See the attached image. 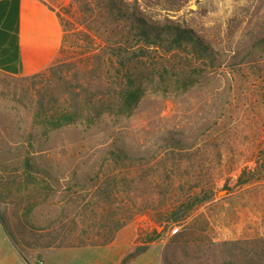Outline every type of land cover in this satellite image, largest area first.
Returning <instances> with one entry per match:
<instances>
[{
    "label": "rangeland",
    "instance_id": "374dc122",
    "mask_svg": "<svg viewBox=\"0 0 264 264\" xmlns=\"http://www.w3.org/2000/svg\"><path fill=\"white\" fill-rule=\"evenodd\" d=\"M41 1L68 30L63 64L55 75L34 82L0 73V183L22 174L23 160L29 156L41 170L35 174L44 186L40 195L22 205L0 186V216L21 244L19 250L27 255L44 253L57 233L58 220L73 214L61 203L66 189L76 180L91 186L98 175L118 174L119 169L103 165V160L119 149L131 158L128 177L136 178L132 187L139 188L125 204L128 210L146 212L115 234L118 244L133 246L130 252L154 236L153 243L163 244V264L168 248L173 264H220L224 259L214 255L211 244L264 245V171L260 179L244 185L238 181L244 171L264 165V0H115V5L135 9L149 21L191 31L206 52L191 41L172 51L151 49L149 58L133 63L140 90L134 106L123 108L115 97V116L103 114L93 125L84 122L50 131L35 119L41 96L60 101L66 81L74 79L91 80L99 87L95 77H83L78 71L89 55L78 47L85 43L77 35L93 24L99 12L81 14L73 0ZM102 14L97 24L113 29V18ZM125 25L115 16V36L108 33L100 40H115L116 46L126 39ZM118 68L115 58V86ZM36 82L47 87H33ZM155 176L163 188H175L177 196L210 185L215 196L180 224L159 222L147 210L161 206L171 193L151 195ZM91 216L89 212L78 216L71 242L85 238V230L89 236L99 232V223ZM51 222L56 232L53 225L47 229ZM179 235L185 238L176 244ZM260 263L264 264V255Z\"/></svg>",
    "mask_w": 264,
    "mask_h": 264
},
{
    "label": "trees",
    "instance_id": "16d2710c",
    "mask_svg": "<svg viewBox=\"0 0 264 264\" xmlns=\"http://www.w3.org/2000/svg\"><path fill=\"white\" fill-rule=\"evenodd\" d=\"M72 5H75L77 11L81 14L99 12L98 16L92 21L93 24L85 26L86 30L77 32L78 41L85 43V46L78 47L89 55L86 63L78 71L83 77H95L99 87L92 85L91 80L85 82L74 79L66 81L65 95L60 101L54 103L52 100H46L39 96L40 98L34 108L35 119H41L42 124L49 131L59 129L63 125L75 126L84 122L93 125L103 114L115 116V97L123 108L134 106L139 99L140 90L136 86L133 63H142L144 59L149 58L148 51L151 49L164 47L172 51L181 48L185 41H191L197 45L200 51L206 52L205 46L200 45L191 31L172 24L149 21L140 16L135 9L130 7L124 9L121 5H115V0H94V4L87 2V0H73ZM102 13L113 18L111 24L114 26L113 29L97 24L96 20L102 17ZM115 16L123 19L126 24L122 28L124 30L123 37H126V39L118 42L116 46L115 40L108 38L103 42L100 40L108 33L112 37L115 36ZM62 26L65 33L62 46L57 59L48 69L31 76L9 77L16 78L21 82H34L47 74L55 75L57 67L63 64L61 58L66 54L67 44L69 43L68 30L65 29L64 25ZM262 44L264 45V41ZM106 56L108 61L103 58ZM115 58L119 65L116 86ZM32 85L33 87L41 86L42 90L47 87L41 82ZM130 161L131 158L125 151L120 149L111 150L108 156L104 158L103 165L114 166L119 169L118 174L114 172L103 176L98 175L91 186H83L76 180L72 186L66 189L64 200L61 203L66 205V209L73 210V214L71 213L72 218H69L71 215H68V218L62 217L58 220L57 233L52 236V241L45 247L59 250L63 248L107 246L114 241L115 234L118 231L129 224L136 216L146 213L143 210H128V204H125L126 199H132V191H135L134 193L139 191V188L132 187L136 182V178L128 177L127 165L130 164ZM40 171L38 167L31 164L29 156H26L23 160L22 174L16 175L6 184L0 183V186H3V189L9 196H12L11 198L17 204L22 205L29 202V199L33 196L40 195L44 190L42 181L35 174V172L40 173ZM263 171L264 165H259L254 171H244L239 176V185L260 179L259 177ZM158 179L159 176L152 179L151 195L153 197L158 194L167 196L171 193L167 198L168 200L163 202L161 206L147 210L159 222L180 224L215 196L213 185L194 187L177 196L175 188H163L161 184L156 183ZM84 191L85 194H82ZM1 196L2 193L0 192V198ZM99 210L104 213L98 214ZM87 212L92 215V220L98 221L99 232L92 233L89 236V232L85 230V238H74L71 242L70 236L79 226L78 216L83 215L84 217ZM66 215L64 214V216ZM0 222L13 243L21 249V244L20 247L18 241L7 230L1 216ZM51 225H53V231L56 232L55 222H51L47 229L50 230ZM88 228L90 226H87ZM184 238V235L176 236L174 242L178 244ZM155 240L154 236H149L145 240V246H137L119 264H130L131 261L144 253L148 249L147 246ZM211 245L216 251L214 255L224 259L220 264H261L260 261L263 260L264 245L241 241ZM169 251L170 248L164 251L165 264H173L168 260Z\"/></svg>",
    "mask_w": 264,
    "mask_h": 264
},
{
    "label": "crops",
    "instance_id": "0c3cea01",
    "mask_svg": "<svg viewBox=\"0 0 264 264\" xmlns=\"http://www.w3.org/2000/svg\"><path fill=\"white\" fill-rule=\"evenodd\" d=\"M64 30L57 13L41 0H0V72L31 76L57 59ZM132 245L115 240L103 247L46 248L43 254H24L0 222V264H119ZM163 244L153 243L130 264H163Z\"/></svg>",
    "mask_w": 264,
    "mask_h": 264
},
{
    "label": "built area",
    "instance_id": "2783aa9c",
    "mask_svg": "<svg viewBox=\"0 0 264 264\" xmlns=\"http://www.w3.org/2000/svg\"><path fill=\"white\" fill-rule=\"evenodd\" d=\"M177 230H178V228H174L173 231H172V233H176ZM39 264H42V263L40 262Z\"/></svg>",
    "mask_w": 264,
    "mask_h": 264
}]
</instances>
